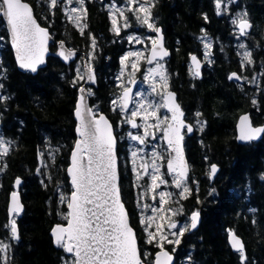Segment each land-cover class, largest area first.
<instances>
[{
    "label": "trees",
    "instance_id": "trees-1",
    "mask_svg": "<svg viewBox=\"0 0 264 264\" xmlns=\"http://www.w3.org/2000/svg\"><path fill=\"white\" fill-rule=\"evenodd\" d=\"M25 1L33 6L40 24L56 40L89 54V34L95 37L98 81L90 104L98 105L115 127L116 115L110 105L115 91L112 76L120 68L125 49L116 39L108 12L102 4L89 1L88 27L81 35L61 7L49 11L43 2L40 5L38 0ZM241 8L254 23L255 42L262 43L264 49V0L232 3L221 7L219 16L215 0H158L153 8L172 53L168 61L172 89L178 94L186 120L193 122L195 113L200 112L198 119L203 122L200 134L187 136L185 144L192 167L190 177L198 183L190 182L192 195L180 201L186 216L199 210L202 221L196 231L183 236L176 264L189 255L188 264H241L240 253L228 245L229 229L245 243L244 264H264V137L258 142L238 144L235 128L244 112L251 113L254 125L264 124V50L260 51L258 66L249 65L242 72L240 55L233 47L236 27L231 23ZM204 35L214 46L212 62L205 65L204 76L199 79L189 69V58L194 54L202 56ZM0 36L4 37L0 40V83L4 85L0 95L10 98L0 104V134L11 141L8 155L0 163V241L11 236L5 227L10 221L8 201L16 178H22L25 212L17 219L19 239L10 245L7 264H63L61 257L67 254L55 245L51 230L67 223L58 215L68 211L66 202L60 203L59 193L72 191L66 169L78 139L74 111L78 88L84 84L78 81L74 87L72 81L77 77L76 61L82 57L66 65L53 43L46 67L34 75L23 73L17 68L3 19ZM232 72H238L248 82L229 80ZM121 152L119 146L118 154ZM40 155L47 167H41ZM213 164L220 167V172L211 181ZM120 171L123 201L137 231L140 250L156 253L159 249L146 243L134 202V185L123 164ZM213 188L215 192L210 195ZM167 248L171 250L169 245Z\"/></svg>",
    "mask_w": 264,
    "mask_h": 264
},
{
    "label": "snow or ice",
    "instance_id": "snow-or-ice-1",
    "mask_svg": "<svg viewBox=\"0 0 264 264\" xmlns=\"http://www.w3.org/2000/svg\"><path fill=\"white\" fill-rule=\"evenodd\" d=\"M48 5L49 11L60 7L62 2L69 5L76 4L79 7H71V12L65 11L70 22H73L80 31L84 34L86 24L81 23V17H87V9L84 7V0H42ZM227 2L236 3L237 0H227ZM158 0H124V7H117L115 4L109 7L112 30L116 35H120L121 27L127 29L132 26V20L142 27L157 33L156 38L151 39L152 47L149 49L150 56L145 57L143 52L132 51L126 53L121 58L123 66L122 73L129 71L133 74V79L128 80L129 84H134V73L139 70V62L145 59L146 62L152 65L155 61V66L147 70V75L144 76L146 81L151 80V91L161 97L159 101H144L137 105V110L131 112L132 118H126L125 122L130 124L132 128H142L143 136L129 133L133 141L140 145L146 143V138L150 135L153 139L155 136L149 132V129H156L162 133L163 139L166 141L169 155L166 158V175L171 176V182L164 178L161 173L160 166L156 163L157 160H164L163 152L151 153L152 162L147 161L139 165L143 170L144 176L150 177V183L145 187V192L153 193L151 205H144L145 209H150L151 214L146 218L142 216L139 223L147 235L146 243L158 248L156 253L141 251L138 247L137 234L130 223V216L125 208L122 200L121 187L119 182V173L117 165V156L114 151L115 139L112 135V126L107 118L100 114L93 107H89L86 102V95L92 96L91 87L85 88L80 86L78 92L81 95L78 97V102L75 108V116L78 120L76 132L79 139L75 142L71 154V163L66 169L70 178L72 191L70 194L61 195L60 203L65 204L68 211L59 213L66 224H57L52 229L54 243L58 248L63 249L66 257H61L63 264H172L173 256L171 250L165 247L168 245H179L181 238L186 232L195 230L200 220L199 210H194L188 217V223L181 224L178 220H173V217L183 215V205L179 208L165 207V205L180 204L181 200H187L193 193V189L189 187V182L198 183L191 180L188 174V165L183 157L182 141L184 136L181 134L182 129H186L187 133H192L195 128L192 124H187L183 119L184 113L181 111L178 104L174 102L175 94L165 92L168 87L166 70L164 65L159 63L169 53L158 43L162 41L160 29L155 24V19L152 14V9L156 6ZM222 4L227 7L226 0H215L216 14L221 15ZM130 12L131 17L126 15ZM71 13H80L73 17ZM247 13H237L236 17L231 20V23L239 29V36H246L248 29L252 27L251 23L245 18ZM6 18V19H5ZM118 18L124 21L123 25L118 24ZM0 19L8 26L10 40L16 53V60L20 68L37 72L38 66L45 63L44 55L47 51L50 34L48 30L38 23L31 5L23 0H0ZM207 21V16L204 17ZM203 31V29H202ZM92 41L91 47L93 51L96 48V39L89 34ZM4 37L0 36V40ZM206 40L207 37H201ZM135 40L137 43H143L135 36H129L128 42L132 43ZM63 49V41L59 42ZM204 47L209 49L211 43H205ZM240 48L244 49L245 44L241 43ZM65 60H68L72 55L71 52L65 54L63 50L58 53ZM209 55L205 53V57ZM239 55V53H238ZM89 58L92 56L89 54ZM134 58V59H131ZM131 59V64L128 62ZM242 59L252 63L251 52L245 50ZM191 60L197 65L199 61L196 56H192ZM243 67V65H242ZM199 76V71L195 72ZM86 82L95 83V75L91 64H87L84 71L81 72L77 68V77L72 81L73 86L77 85L78 81L85 80ZM158 77V80H157ZM118 80L123 79V75L117 77ZM229 79L241 80L242 77L236 73H232ZM157 84L160 86V91L157 92ZM122 89L119 96L111 101V104L119 107L121 112H127L129 96L132 89L125 87L123 83L117 85ZM4 85L0 83V89ZM138 96H143L144 93H137ZM10 99L8 96L0 95V104ZM253 105L257 101L252 100ZM160 108H166L172 113L171 122L167 116L157 115ZM202 114L195 113L197 117L196 124L200 125L199 130H203V122L198 118ZM139 117L143 123L137 124L135 118ZM154 120L155 123L149 121ZM264 136V126L254 127L248 117L245 115L238 122L237 139L240 141H252ZM7 144H11L8 141ZM58 151V149H57ZM139 151H143L140 149ZM9 148L6 142L0 139V156L8 155ZM137 151L132 152L133 163ZM54 159V157H53ZM47 167V165H45ZM149 168L151 171H149ZM2 170V169H0ZM134 171L136 169L134 168ZM218 169L215 164L210 166L209 178L215 176ZM40 172V169H37ZM137 180L142 179L140 172H136ZM51 179V177H49ZM264 179V177H262ZM21 181L16 180V185ZM175 187V193L170 191H157L162 185ZM139 187V185H137ZM198 191V189H197ZM215 192L211 189L210 195ZM143 192L141 195L143 196ZM158 197V200H157ZM200 201L197 200V203ZM10 215L19 214L22 206L18 202L16 192L11 194ZM165 225L167 233L165 232ZM10 228L12 239H19L15 219L10 220V225H5ZM175 230V231H173ZM169 235L175 237L170 239ZM230 243L234 250L240 253L241 264L247 257L244 254V245L234 233H230ZM10 245L0 241V253H4V264H7V251ZM191 260V256L188 257Z\"/></svg>",
    "mask_w": 264,
    "mask_h": 264
},
{
    "label": "rangeland",
    "instance_id": "rangeland-1",
    "mask_svg": "<svg viewBox=\"0 0 264 264\" xmlns=\"http://www.w3.org/2000/svg\"><path fill=\"white\" fill-rule=\"evenodd\" d=\"M38 2L40 3V5L42 4V0H38ZM86 2H87V0H84V7L85 8H86ZM113 4H115L117 7H124L125 6L124 2L122 4H118L115 1H111V0L106 1L104 6L108 10L109 17H110L109 7L111 5H113ZM45 5H47V4L45 3ZM73 6L79 7V5H76V4L69 5V4L64 3V2H62L60 7L63 9V11L65 13V11L71 12V7H73ZM238 13H247V12H246V10L243 11L242 8H241V9H239ZM152 14H153V9H152ZM71 15L73 17H75L77 15H80V13H71ZM126 15L131 17L132 14L130 12H126ZM153 17H154V15H153ZM235 17H236V15H235ZM245 18L246 19H250L248 14L246 15ZM67 19H68V16H67ZM85 19L86 18L81 17V23L82 24H86L85 23ZM154 19H155L156 26H158L157 20H156L155 17H154ZM68 21H69V19H68ZM71 23H73V22H71ZM123 23H124V21L122 19L118 18V24L119 25H123ZM73 25H75V24L73 23ZM158 28H159V26H158ZM236 33H238V32H236ZM129 36H135L139 40L143 41V43H137L135 40H133L132 43H129L128 42V37ZM116 37H117L116 39H117V41L119 43H121V44L123 43L124 44V49L125 50H124V54L121 56V58L126 53L132 52V51L143 52L144 56L148 57L149 53H150L149 49L152 47L151 39L152 38H156L157 37V33L147 29V27L139 26L135 22V20L133 19L132 20V26L127 28V29L121 27L120 35H116ZM203 37H207V36L204 35ZM235 39L238 40L237 43H236V45H237L236 48L239 49L238 53L240 55L239 59H240V62H241L240 63L241 64V68L243 70H245L247 68V66H249V65L252 66V63L249 64L247 62V60L242 59L243 52L245 50H247V51H249V50H248L247 46L244 49L239 47V45L242 43L241 39L239 37H236ZM201 42H202L203 45L205 43H208V42L211 43V47L209 49H206L203 46L202 56H200V58L202 59L204 64L205 65H209L212 62V50H213L214 43L208 37H207L206 40H202ZM166 43H167V41H166ZM206 52L209 53L207 58L205 57V53ZM89 54H91V56H92L91 59L89 58ZM89 54H86V57H87L86 60L88 61V63L91 64L92 68L96 69V63L94 61V51H93V49H91ZM121 58L119 60L120 68L117 70L115 75L112 76V78L114 79L115 91H114V93L112 95L111 101L113 99H115L117 96H119V94L122 91V89L120 87H118L117 85L123 83L125 87H129L131 84L128 83V80L133 79V74L130 73L129 71H124L122 73L123 66L121 64ZM131 59H134V58H131ZM131 59L128 62H126V63H128L130 65L131 64ZM168 61H169V59H167L165 61H159V63L164 65V69L166 70V75H167L168 87L165 90V92H168L169 90H173L172 89V84H171V74H170L169 69H168V67H169L168 66V64H169ZM242 65H243V67H242ZM75 66H76V70H77V68H80L81 72L84 71V68H83L84 63H83L82 59H78L76 61V65ZM154 66H155V63L150 65V64H148L146 62L145 59L140 60L139 65H138L139 70L134 73V79H135V81L137 80V87H136V90H135V93H134L133 103H132V107H131L130 111H128L126 113L121 112L119 107H116V106L110 104L111 108H112V113L114 115H116V126L114 128H115L116 137H117L118 142H119V146H120L121 151H122L120 153V155H119L120 164H123V167H124V170L126 171V174L129 176V178L133 182L134 192H135V200H134V202H135V206H136V208H137V210L139 212L140 219L142 218V216L146 218L147 215L151 214L150 209H145L144 205L153 204V201H152V198H151L153 193H151L150 191L145 192V187L147 186V184L150 183V177L143 175V170L139 167V165L142 164L145 161H147L148 163H151L152 159H153L152 156H151V153L153 151H155L157 153L163 152L164 155H165V159L164 160H157L156 163L160 166L161 173L165 174L164 178L168 179L170 182L172 180L171 176L166 175V173H167V169H166V162L167 161H166V158L169 155L168 154L169 150H166L167 149V145L164 142L162 133L159 130H156V129H149V132L154 134L155 139H153L152 136L150 135L149 137L146 138V143L144 145H140L138 142L133 141L128 134L132 133L134 135L143 136V129L142 128L134 129V128L131 127L130 124L125 122L126 118H132L131 117V112L133 110H137V105L140 102H144L146 100L147 101H159V100H161V97L159 95H157L155 93H152V91H151L152 81L151 80L146 81L144 79V76L147 75V70L149 68L154 67ZM189 69H190V71L192 73V69H191L190 66H189ZM121 75H123V79L122 80H118L117 77L121 76ZM193 76H194V78H197L195 75H193ZM243 79H244V81L248 82V79L246 77L243 76ZM157 80H158V77H157ZM84 81L85 80H81L80 83L82 84ZM90 87H91L92 92H93L95 86L93 85V86H90ZM159 91H160V86H159V84H157V92H159ZM137 93H144V95L143 96H138ZM0 94H1V89H0ZM92 96H94V94ZM92 96H90V97H92ZM92 107H93L94 110L98 109V111L101 113V110H100L98 105H92ZM157 115H159V116H167L169 119H168V121H166V123H169L170 114L166 110V108H160L158 113H157ZM135 120H136V123L138 125L143 123V121L139 117H136ZM196 120H197V118H194L193 122H191V123L196 127L195 128V133L198 135V134H200L201 131L199 130L200 125L196 124ZM149 122L150 123H155V121L151 120V119H150ZM0 139H3L6 142V146L10 150L11 144L10 145L7 144L8 140L5 139L3 136H1V134H0ZM140 149H143V151H139ZM133 151H137V156L135 157V163H133V157H132V152ZM54 154H55V152H54ZM2 158H3V156H0V163H1V159ZM40 164H41L42 168L45 167V165H47L46 162L43 161L42 156L40 157ZM134 168L136 169V171H134ZM149 171H151L150 168H149ZM136 172H140V174L142 176V179L137 180ZM137 185H139V187ZM189 187L190 188L192 187L190 182H189ZM0 190H1V181H0ZM161 190L170 191V192H173V193H175L177 191L175 189V187L171 186V183H170L169 186L162 185L161 188L158 189L157 191H161ZM142 192L144 193L143 196L141 195ZM62 194L63 195H67L65 193L60 192L59 193V198H60V196ZM68 194H70V193H68ZM157 200H158V197H157ZM180 205H182L181 202H180L179 205L170 203L169 205H165V207H172L173 209H176V208H179ZM183 213H184V211H183ZM173 220H178L181 224H185V223H188V215L186 216L185 214H183V215H180V216H175V217H173ZM7 225H10V221H9V223ZM8 229H9V232H10V228H8ZM173 231H175V230H173ZM165 232L167 233L166 225H165ZM10 235H11V233H10ZM169 238L170 239H175V237H172L171 235H169ZM145 239L147 240L146 233H145ZM182 239H183V237L181 238V242H182ZM15 240L16 239H12V237L10 236V238L8 240H4L3 242L11 245L12 242L15 241ZM167 246H168V244L165 245L166 248H167ZM169 246L171 247V249L175 248V251L173 253H175V255H176V253L179 251L180 244L179 245H169ZM8 253H9V250L6 253V255H7L8 259H9ZM3 255H4V253H0V257H3ZM8 259H7V261H8ZM1 262H4L2 258H0V263ZM178 262H179V264H188L189 259H188V257H184V258L179 259Z\"/></svg>",
    "mask_w": 264,
    "mask_h": 264
},
{
    "label": "water",
    "instance_id": "water-1",
    "mask_svg": "<svg viewBox=\"0 0 264 264\" xmlns=\"http://www.w3.org/2000/svg\"><path fill=\"white\" fill-rule=\"evenodd\" d=\"M23 2H26V3H28L29 5H31L29 2H27V1H25V0H23ZM238 2H240V0H237L236 3H238ZM31 6H32V5H31ZM32 8H33V6H32ZM33 10H34V8H33ZM34 14H35V11H34ZM35 16H36V15H35ZM5 19H6V18H5ZM3 20H4V19H3ZM37 20H38V19H37ZM247 20H248V19H247ZM248 21H249V22L251 23V25H252V27H251L250 29H248V34H250V33L253 31L254 23L251 22L250 20H248ZM4 23H5V22H4ZM38 23L40 24L39 21H38ZM5 25H6V23H5ZM40 25H41V24H40ZM41 27H44V26L41 25ZM44 28H46V29L48 30L49 34H50V39H49V41H48L47 51H46V53H45V55H44L45 63H44L43 65H39V66H38V70H37V72L32 73L31 71H28V70H25V69H22V68L19 67L18 62H17V60H16L15 49L13 48L12 43H11V40H10V35H9L8 26L6 25V29H7V32H8V38H9L10 46H11L12 51H13V54H14V58H15V62H16L17 68L19 69L20 72H23V73H28V72H29V73H32V74H37L38 71H39L40 69L44 68V67L47 65L48 57H49L50 54H51L50 47H51V44H53V43H56V45H57V55H58V57H59V58L61 59V61H62L63 63H65L66 65H69L72 61H75L76 58H77L80 54L83 56V57H82V59H83V63H84L83 68H85V66H86L87 64H89L88 61L86 60V57L84 56V53H81V52L78 51L77 49L70 48V46H68L64 41H63V42H64V44H63V49H61V46H60L59 42L62 41V40H56V39L54 38V36L50 33V30H49L47 27H44ZM159 29H160V36H162V41L158 40V43H162L163 48H164L165 50H167L168 53H169V55L166 56V57H164L163 60H160V61H164V60H167V59L171 56V51H170V50L168 49V47L166 46V37H165V35H164L162 29H161V28H159ZM238 30H239V29H238ZM61 50H63V51L65 52V54H67V53H69V52L72 53V55L69 57L68 60H65L62 56H60V55L58 54ZM149 56H150V53H149ZM192 56H196V57H197V60L199 61V65H198V67H197V65L191 60V57H192ZM192 56H190V58H189V63H190V66H191V68H192V72H193V74L195 75V72H196V71H199V76H197V77H198L199 79H202L203 76H204V63H203L202 59H201L200 57H198L196 54H194V55H192ZM154 63H155V61H154ZM154 63H153V64H154ZM92 69H93V71H94V75H95V83L93 84V83L86 82L87 77H85V82H84V84L82 85V86L85 87V88H88V87H90V86L95 85V84L97 83V81H98L97 71H96L95 68H92ZM232 73H236L238 76H240V74H239L238 72H232ZM232 73H231V74H232ZM231 74H230V75H231ZM230 75H229V76H230ZM195 76H196V75H195ZM240 77H241V76H240ZM228 78H229V77H228ZM229 80H230V79H229ZM231 81L242 82L243 80H242V79H241V80L231 79ZM136 87H137V81H135L134 84H131V85L129 86V88L132 89V92L130 93V96H129V103H128V110H127V112L130 111V109H131V107H132L133 97H134V93H135ZM168 92H171V93H174V94H175V100H174V102H175L176 104L179 105L181 111L184 113L183 119L186 121L187 124H192V123L188 122V121L185 119V116H186V115H185V111L183 110V108H182V106H181V104H180V102H179V100H178V94H177V92L174 91V90H169ZM80 95H81V93L78 92V97H79ZM84 95H86V102H87L88 106H89V107H92L91 104H90V96H87L86 93H85ZM77 102H78V99H77ZM76 105H77V103H76ZM75 108H76V106H75ZM166 110H167V109H166ZM167 111H168V110H167ZM74 112H75V111H74ZM168 112H169V111H168ZM124 113H126V112H124ZM100 114L104 115V116L107 118L109 124L112 126V135H113V137H114V139H115L114 151H115V154H116V156H117V165H118V173H119V182H120V187H121L120 164H119V155H118V140H117V137H116V134H115V128H114V125H113L112 121L109 119V117H108L105 113H100ZM169 114H170V122H171V116H172V113L169 112ZM245 115H248V117H249V119H250V121H251V123H252V125H253L254 127L264 126V124H262V125H254V123H253V119H252V116H251V113H250V112H244V113H242V114L238 117L237 122H236V126H235V128H236V141H237L238 144H242V145L249 144V143H252V142H258V141H260V140L264 137V136H261L260 138L255 139V140H252V141H240V140L237 139V135H238V122H239L240 118L243 117V116H245ZM74 116H75V114H74ZM75 120H76V122H77V124H78V120H77L76 116H75ZM170 122H169V123H170ZM192 125H193V124H192ZM76 127H77V126H76ZM194 128H195V126H194ZM184 131H185V129H182V130H181V134L184 136V139H183V141H182V146H183V157H184V160H185L186 164L188 165V174H189V176H190V175H191V165H190V162H189V160H188L187 151H186V147H185V133H184ZM194 133H195V130H194L192 133H187V134H188L189 136H193ZM76 134H77V132H76ZM77 137H78V134H77ZM78 139H79V137H78ZM78 139H77V140H78ZM164 142H165V144H166V141H165V140H164ZM166 145H167V144H166ZM169 151H170V150H169ZM71 154H72V153H71ZM70 158H71V157H70ZM70 163H71V160H70ZM69 165H70V164H69ZM215 165L217 166L218 171H217V173L215 174V176L212 177V178L210 179L211 181H214V180L216 179L217 175H218L219 172H220V167H219L217 164H215ZM68 167H69V166H68ZM166 169H167V168H166ZM17 179H19V180L21 181V183H20L19 185H16V181H15V183H14V191H13V192H16V193H17V196H18V202H19V204L22 206V209H21V211L19 212V214H11V215H10V211H9V209H10V207L12 206V204H11V194L13 193V192H12V193L10 194V196H9V201H8V213H9V218H10V220L13 219V218H15V217L18 218V219L21 218V217L23 216L24 212H25V205H24V203H23L22 194H21V188H22V185H23V179H22V178H17ZM17 179H16V180H17ZM69 179H70V178H69ZM70 185H71V184H70ZM71 187H72V186H71ZM72 190H73V189H72ZM121 195H122V190H121ZM122 200H123V197H122ZM123 203H124V201H123ZM124 205H125V208H126L128 214H129V211H128V209H127L125 203H124ZM129 216H130V215H129ZM201 221H202V217H201V214H200V220H199V223H198L197 228H196L195 230H191V231H189V232L191 233V232L196 231V230L199 228V226H200V224H201ZM130 223H131V219H130ZM131 225H132V224H131ZM16 227H17V226H16ZM132 227H133V226H132ZM133 228H134V227H133ZM17 231H18V235H19V229H18V227H17ZM134 231H135L136 234H137V231L135 230V228H134ZM51 233H52V230H51ZM230 233H234V234L236 235V237H238V238L241 240V242H242L243 245H244V249H245V243H244L243 239H242V238H241V237H240V236H239L234 230L229 229V230H228V245L230 246L231 250H232L233 252H237V251L234 250V249L232 248V246H231V243H230ZM51 235H52V234H51ZM52 238H53V240H54V237H53V236H52ZM137 240H138V247H139V249H140L138 235H137ZM158 251H159V250H158ZM158 251H157V252H158ZM237 253H238V252H237ZM171 254H172V256H173L172 264H176V255H175L173 252H172Z\"/></svg>",
    "mask_w": 264,
    "mask_h": 264
},
{
    "label": "flooded vegetation",
    "instance_id": "flooded-vegetation-1",
    "mask_svg": "<svg viewBox=\"0 0 264 264\" xmlns=\"http://www.w3.org/2000/svg\"><path fill=\"white\" fill-rule=\"evenodd\" d=\"M89 1H95V2H97V3H100V4H102V6H103V8L108 12V10L106 9V7L104 6V4H105V2L106 1H108V0H101V1H98V0H87V2H86V9H87V17H88V6H87V4H88V2ZM111 1H115L116 3H118V4H122L123 2H124V0H111ZM226 3H227V7L228 6H230V5H232V3L231 2H227L226 1ZM222 7H224V5L222 4ZM62 11H63V9H62ZM63 13H64V11H63ZM65 14V13H64ZM87 17H86V19H85V23H86V25H87ZM252 21V20H251ZM88 27V26H87ZM86 27V28H87ZM86 28L84 29V31L86 30ZM235 31L236 32H238L236 35H235V38L236 37H239L240 39H241V42L243 43V44H245V46H247V48H248V50L251 52V59H252V66H254V67H257L258 66V62L260 61V51H263L264 49H262L261 47L263 46L262 45V43H260V44H257L255 41H256V39H254L255 38V36L254 35H252V34H247L246 36H239V30H238V28L236 27L235 28ZM250 35V36H249ZM249 40V41H248ZM167 41V40H166ZM237 41L238 40H235L234 42H233V47L238 51L239 49H237L236 48V43H237ZM252 41H253V43H252ZM167 44V43H166ZM167 46V45H166ZM168 47V46H167ZM70 48H73V47H70ZM74 49V48H73ZM169 49V48H168ZM170 50V49H169ZM78 51H80V50H78ZM171 51V50H170ZM81 52V51H80ZM172 54V53H171ZM261 68H262V65H261ZM242 69V68H241ZM243 70V69H242ZM244 71V70H243ZM242 71V72H243ZM184 133H185V137H187V132H186V129H185V131H184ZM16 220V219H15ZM16 223H17V220L15 221Z\"/></svg>",
    "mask_w": 264,
    "mask_h": 264
},
{
    "label": "bare ground",
    "instance_id": "bare-ground-1",
    "mask_svg": "<svg viewBox=\"0 0 264 264\" xmlns=\"http://www.w3.org/2000/svg\"><path fill=\"white\" fill-rule=\"evenodd\" d=\"M98 1H101V0H98ZM227 1V0H226ZM96 4V3H95ZM245 6V5H244ZM232 8H234V7H232ZM231 9V8H230ZM244 11V10H243ZM158 27V26H157ZM255 30V29H254ZM204 34H206V33H204ZM253 34H254V31H253ZM207 35V34H206ZM250 36V35H249ZM117 38V37H116ZM249 41V40H248ZM52 46V45H51ZM2 47V46H1ZM50 50H51V48H50ZM86 59H87V57H86ZM46 67V66H45ZM39 72V71H38ZM244 72V71H243ZM2 73V72H1ZM0 73V74H1ZM168 74V73H167ZM3 75V74H2ZM32 75H34V74H32ZM137 81V80H136ZM179 100V99H178ZM102 113V112H101ZM111 120V119H110ZM197 126V125H196ZM41 156V155H40ZM40 160V159H39ZM191 164V163H190ZM121 165V164H120ZM121 167V166H120ZM3 168V167H2ZM124 168V167H123ZM128 171V170H127ZM121 172V171H120ZM129 174V173H128ZM1 175V174H0ZM121 176V175H120ZM17 179V178H16ZM131 181V180H130ZM133 190V189H132ZM23 199V198H22ZM24 203V202H23ZM134 203V202H133ZM8 210V209H7Z\"/></svg>",
    "mask_w": 264,
    "mask_h": 264
}]
</instances>
